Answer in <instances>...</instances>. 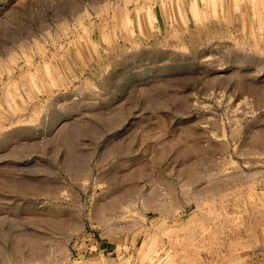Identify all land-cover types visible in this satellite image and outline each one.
<instances>
[{"label": "rangeland", "instance_id": "1", "mask_svg": "<svg viewBox=\"0 0 264 264\" xmlns=\"http://www.w3.org/2000/svg\"><path fill=\"white\" fill-rule=\"evenodd\" d=\"M0 264H264V0H0Z\"/></svg>", "mask_w": 264, "mask_h": 264}]
</instances>
